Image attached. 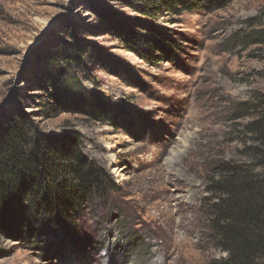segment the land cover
I'll use <instances>...</instances> for the list:
<instances>
[{
	"label": "rangeland",
	"instance_id": "obj_1",
	"mask_svg": "<svg viewBox=\"0 0 264 264\" xmlns=\"http://www.w3.org/2000/svg\"><path fill=\"white\" fill-rule=\"evenodd\" d=\"M175 7L0 0V132L23 116L78 144L108 177L46 236H30L10 213L0 264L227 256L209 213L215 187L231 166L264 177V0ZM64 43L70 58L52 60Z\"/></svg>",
	"mask_w": 264,
	"mask_h": 264
},
{
	"label": "trees",
	"instance_id": "obj_2",
	"mask_svg": "<svg viewBox=\"0 0 264 264\" xmlns=\"http://www.w3.org/2000/svg\"><path fill=\"white\" fill-rule=\"evenodd\" d=\"M154 1L175 9L176 3L197 8L203 0ZM66 44L52 60L69 57ZM107 182L105 171L85 158L78 144L41 134L23 116L0 132V232L14 213L30 236H46L75 219ZM215 191L209 213L216 247L227 253L215 264H264V177L231 166Z\"/></svg>",
	"mask_w": 264,
	"mask_h": 264
}]
</instances>
